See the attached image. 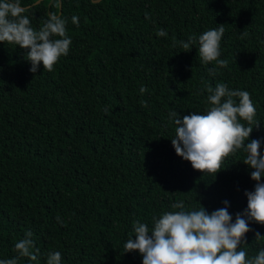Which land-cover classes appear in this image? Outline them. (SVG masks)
Segmentation results:
<instances>
[{"label":"trees","instance_id":"1","mask_svg":"<svg viewBox=\"0 0 264 264\" xmlns=\"http://www.w3.org/2000/svg\"><path fill=\"white\" fill-rule=\"evenodd\" d=\"M35 1L20 0L31 26L55 12L72 43L53 71L32 73L28 50L0 42V260L47 264L59 251L61 264H143L124 249L134 222L151 228L180 201L209 214L228 201L234 223L257 183L246 153L216 176L194 170L172 145L169 114L206 113L208 86L248 91L260 124L246 143L260 140L264 156V0ZM221 24L228 66L217 68L201 62L198 37ZM249 227L248 259L264 249V225ZM29 231L35 261L14 248Z\"/></svg>","mask_w":264,"mask_h":264},{"label":"clouds","instance_id":"2","mask_svg":"<svg viewBox=\"0 0 264 264\" xmlns=\"http://www.w3.org/2000/svg\"><path fill=\"white\" fill-rule=\"evenodd\" d=\"M20 0H0V42L15 44L28 50L26 59L31 62L30 71L36 73L43 64L44 71L51 72L61 56L69 53L71 39L67 35L66 20L55 12L48 14V19L39 30L31 26L30 19L24 13ZM72 22L79 23L73 16ZM225 29L207 30L198 37V56L205 65L215 62L217 68L228 66V61L221 59L220 45ZM157 35H167L160 29ZM247 35V33H244ZM197 37L190 36L188 41H180L185 51H191ZM213 72L212 69L209 70ZM207 102L209 108L204 114L192 112L183 118H177L175 112L169 115L176 125L175 137L171 139L177 155L189 161L194 170L215 175L221 170L222 163L229 155L239 150L246 153L243 162L254 171L251 178L257 181L254 191L246 192L248 199L244 212L237 213L235 222L226 207L209 214L204 207L198 211H184L183 201L172 205L181 209L177 212H165L159 218L153 217V227L134 222L135 236L124 245L125 253L138 250L143 256V264H264V249L257 255L247 258L246 251L240 245L246 244L245 235L251 231L249 221L264 225V156L260 153L261 141H248L254 128L260 122L255 119L256 109L248 91L230 90L225 83L215 88L208 86ZM147 91L140 88V93ZM238 98V103L236 99ZM142 107H147L141 101ZM241 121H245L241 123ZM254 125V127H253ZM59 219V217L57 218ZM151 233V234H150ZM32 232L15 243V251L20 257L32 261L37 259L33 252ZM255 239H264L259 232ZM36 253L39 249L35 250ZM61 253L50 252L47 264H61ZM0 264H17L16 259L0 260Z\"/></svg>","mask_w":264,"mask_h":264},{"label":"water","instance_id":"3","mask_svg":"<svg viewBox=\"0 0 264 264\" xmlns=\"http://www.w3.org/2000/svg\"><path fill=\"white\" fill-rule=\"evenodd\" d=\"M41 0H36L35 3H39ZM93 1H99V0H93ZM60 13V12H59ZM58 13V14H59Z\"/></svg>","mask_w":264,"mask_h":264}]
</instances>
